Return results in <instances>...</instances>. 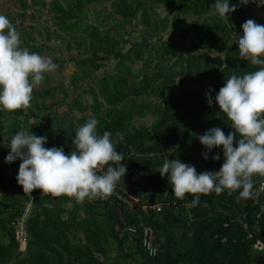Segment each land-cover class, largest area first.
I'll list each match as a JSON object with an SVG mask.
<instances>
[{
	"label": "rangeland",
	"instance_id": "rangeland-1",
	"mask_svg": "<svg viewBox=\"0 0 264 264\" xmlns=\"http://www.w3.org/2000/svg\"><path fill=\"white\" fill-rule=\"evenodd\" d=\"M215 3L0 0V15L15 26L21 48L51 58L58 65L34 87L29 108L0 110L1 241H7L1 228H10L14 234L13 218L26 203H31L33 216L39 211L35 197L43 195L40 189L23 192L16 179L20 159L5 161L12 137L24 129L46 137L45 148L62 147L70 155L76 150L72 143L76 130L95 117L97 134L111 132L116 151L124 157L121 164L127 171L114 189L133 204L124 218L138 229H151L160 255L166 256L169 247L170 259L176 264H203L221 224L227 233L221 243L226 245L215 251L213 264H251L238 248L245 240L237 237L244 220L242 189H225L219 195L212 192L206 196L222 200L226 206L188 216L174 208L172 185L168 176L162 178L158 171L165 159H179L194 166L198 174L213 172L223 164V154L219 160H210L213 149L216 156L223 152L222 146L209 151L199 141L214 127L225 135L234 131L215 96L231 75L243 76L262 67L239 57L238 39L245 21L264 25V6H258L259 0L246 4L229 0L230 6L239 7L226 19L217 13ZM209 90L211 106L206 98ZM238 140L237 134L234 144ZM163 141L171 146L168 150L146 152ZM108 166L115 165L104 166L98 174L106 172ZM252 180L253 195L247 200H260L253 226L259 231L264 228V193L259 192L264 176L255 175ZM48 197L49 209L58 215L63 234L75 247L87 250L92 259L102 264H159L142 254L138 234L124 232L114 196L86 198L82 203L75 198ZM98 234L101 243L96 250ZM16 244L17 252L24 255L27 245L19 250Z\"/></svg>",
	"mask_w": 264,
	"mask_h": 264
},
{
	"label": "clouds",
	"instance_id": "clouds-1",
	"mask_svg": "<svg viewBox=\"0 0 264 264\" xmlns=\"http://www.w3.org/2000/svg\"><path fill=\"white\" fill-rule=\"evenodd\" d=\"M241 4L248 0H240ZM258 6H264L259 0ZM215 10L227 19V14L237 10L239 5H229V0H216ZM243 35L238 39L239 57L252 65H261L258 70L243 76L231 75L219 89L215 102L221 112L231 121L233 132L227 135L214 127L199 137L209 151L223 148L224 163L216 172L198 174L194 166L179 159H165L158 170L161 177L168 176L172 193L177 199L192 194L190 207H196L200 195L225 189L240 191L242 199L253 195L255 175L264 176V25L249 19L242 24ZM58 65L51 58L21 48L20 34L9 18L0 15V110L14 112L31 106L34 87L52 73ZM206 92L209 106L213 100ZM98 120L90 118L76 132L72 143L75 151L66 155L62 147L45 148L46 137H38L27 130L18 131L11 139L9 154L5 161L11 163L20 159L17 182L24 193L42 190L43 195L75 198L82 203L86 198L107 199L114 192L117 182L125 176L127 168L122 165V154L116 151L111 139L112 133L97 134ZM237 134L238 142L234 141ZM120 140L122 135L117 133ZM118 142V141H117ZM204 158L208 159L207 153ZM219 160V155L213 156ZM108 166L106 172L98 170ZM52 207V205H46Z\"/></svg>",
	"mask_w": 264,
	"mask_h": 264
},
{
	"label": "trees",
	"instance_id": "trees-1",
	"mask_svg": "<svg viewBox=\"0 0 264 264\" xmlns=\"http://www.w3.org/2000/svg\"><path fill=\"white\" fill-rule=\"evenodd\" d=\"M167 142L168 141H163L153 147H148L146 152L162 153L171 147L167 144ZM216 152L217 151L213 149V156H215ZM222 154V151L218 153L220 157H222ZM210 160L213 161V159ZM221 166L222 164H218L215 168H220ZM60 197L67 201H72L71 197L65 195ZM48 199V195L35 197V206L39 211L35 212L29 219L28 244L24 255H20V253L17 252V244L13 231L5 226L1 228V231L4 232L7 237V241L3 242L0 240V264H102L101 261L92 259L87 250H81L68 241L67 237L63 234L64 229L60 224H58V215L52 213L49 207H46V205H49ZM193 199L194 196L192 194H186L183 199H177L173 193L170 194V201L175 203L174 208L178 207L177 209L179 211L185 212L188 216H200L202 211L207 212L209 210L210 212H213L219 205L226 206V203L222 200H215L211 197H207L206 195H200L198 205L196 207H190L189 205ZM74 203L76 202L74 201ZM259 203L260 200L250 201L243 199L241 201L243 208L241 218H245L249 226H254ZM60 210L63 211L64 208ZM41 216H43V219H40ZM221 219L220 221H223L224 218L222 220ZM219 226L220 229L215 231L217 235L213 240L210 250L206 254L208 257L205 259L203 264H213V255L215 251L223 249L226 245L221 243L223 237L227 236L226 229L222 227L221 224ZM260 230H264V228H260ZM97 231L101 233L102 230L98 228ZM256 232L257 229L255 228V233ZM255 233L253 234V241L248 244V232L242 222L240 232L237 237H239V239L245 238V240L238 245V248L244 256L246 262L251 264H264V239L259 238ZM257 240L261 241L263 244V250H256L254 248V243ZM100 243L101 236L98 234L95 241L96 250H99L98 248L100 247ZM140 248L144 256L148 259L157 261L159 264H176L174 260L170 259L169 252L171 249L169 247L165 251L166 256L160 255L158 251L159 255L157 254L155 257L147 256L142 246Z\"/></svg>",
	"mask_w": 264,
	"mask_h": 264
},
{
	"label": "built area",
	"instance_id": "built-area-1",
	"mask_svg": "<svg viewBox=\"0 0 264 264\" xmlns=\"http://www.w3.org/2000/svg\"><path fill=\"white\" fill-rule=\"evenodd\" d=\"M259 192L264 193V183L260 184ZM112 196L115 197L116 213L124 232L127 235L138 234L140 244L144 252L149 257H155L158 254V247L154 243L151 229L148 227H141L138 229L133 223L127 222L124 218V212L126 210L132 209L133 204L125 197H120V195H118L115 191L113 192ZM31 215L32 205L31 203H26L11 222L16 241L18 242L19 250H24L28 243V222L31 218ZM256 217H258V214H256ZM254 248L256 250H263V244L261 241L257 240L254 243Z\"/></svg>",
	"mask_w": 264,
	"mask_h": 264
},
{
	"label": "water",
	"instance_id": "water-1",
	"mask_svg": "<svg viewBox=\"0 0 264 264\" xmlns=\"http://www.w3.org/2000/svg\"><path fill=\"white\" fill-rule=\"evenodd\" d=\"M243 225L247 229L248 234L250 235L249 241H248V244H250L253 241V239H254L253 234L255 233V228H253L252 226H249L245 218L243 220ZM255 234L259 238H263L264 239V230H259Z\"/></svg>",
	"mask_w": 264,
	"mask_h": 264
},
{
	"label": "crops",
	"instance_id": "crops-1",
	"mask_svg": "<svg viewBox=\"0 0 264 264\" xmlns=\"http://www.w3.org/2000/svg\"><path fill=\"white\" fill-rule=\"evenodd\" d=\"M220 168H215V170L213 172L219 171ZM187 206V205H186Z\"/></svg>",
	"mask_w": 264,
	"mask_h": 264
}]
</instances>
